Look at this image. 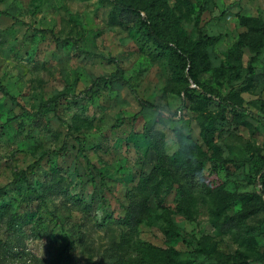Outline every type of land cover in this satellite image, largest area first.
Listing matches in <instances>:
<instances>
[{
  "label": "rangeland",
  "instance_id": "1",
  "mask_svg": "<svg viewBox=\"0 0 264 264\" xmlns=\"http://www.w3.org/2000/svg\"><path fill=\"white\" fill-rule=\"evenodd\" d=\"M167 4L163 24L175 32L178 61L159 54L136 18L113 20L108 1H1L17 18L0 20V83L30 112L0 91V187L27 169V178L0 193V264H131L141 240L175 247L185 261L204 260L195 252L202 247L212 264H264V206L242 220L235 217L240 200L215 210L243 192L264 198L257 171L264 121L237 122L218 99L235 86L243 105L264 115V48L250 83L254 51L238 46L255 23L242 17L264 20V0ZM211 36L217 40L204 38ZM72 37L79 43L57 40ZM109 56L142 97L161 107L159 118L121 81L85 91L116 69ZM192 83L207 96L187 92ZM64 93L57 108L35 113ZM179 139L189 149L191 172L170 160ZM160 154L172 174L158 196L145 198L138 185ZM132 206L135 225L123 221ZM167 217L176 225L172 237Z\"/></svg>",
  "mask_w": 264,
  "mask_h": 264
},
{
  "label": "trees",
  "instance_id": "2",
  "mask_svg": "<svg viewBox=\"0 0 264 264\" xmlns=\"http://www.w3.org/2000/svg\"><path fill=\"white\" fill-rule=\"evenodd\" d=\"M1 1L0 0V20L3 15H12L9 11L1 8ZM108 1L113 4V20H127L130 18H136L139 27L142 29L143 33H145L153 43L158 46L159 54L168 55L170 59L174 61H178L179 53L176 49L177 46H174V38L175 32L173 30L168 29L163 24V20L166 14V8H168L167 0H104ZM183 1V0H181ZM207 8V3L201 7L200 11L203 12ZM144 10L148 14V16H144L140 12ZM16 19L17 17L14 16ZM245 20H252L255 23L250 26L248 31H244L240 34L238 39V46L247 44L249 47L254 51V54L251 56L249 63H248V73H247V80L251 83V75L254 72V65L253 63L259 57L264 48V20L260 17H242V21ZM197 23L200 22V15L197 16L196 19ZM40 32H45L47 29L41 28L36 29ZM205 40L215 41L217 40V36L211 37H204ZM59 41L68 42L73 40L75 43H79L80 39L77 38H66V39H57ZM108 59L110 61H114L117 63L116 69L111 72L109 75H100L96 79L92 81L90 87L86 88L85 91H89L93 89L95 86L99 85L102 81L105 83L112 82V81H121L124 83L133 95L138 100L141 108H151L157 110L159 112L158 118L161 116L162 111L161 107L154 103L151 100H148L142 97L136 86L126 77L124 67L115 59V57L109 56ZM187 92L195 93L197 95L207 96V92L202 89H198L197 87L187 86L185 88ZM0 91L12 100L14 103L20 105L23 109V112H30L19 100L18 98L11 93L8 86L6 84L0 83ZM68 96V93L60 94L55 97L50 98L46 102L40 104V107L37 112L41 113L47 108H57L59 101L62 97ZM218 99L220 103L229 109L233 113V117L237 122L244 123L247 121L248 116H252L259 121H264V115H260L243 105L241 95L237 91V88L233 86L228 94L222 95L218 94ZM136 113L134 118L137 117ZM21 115L17 114L11 117H8L6 122H11L16 120ZM72 128V126H70ZM79 141V152L84 157L87 158L88 162L91 163L89 157L84 153V146L83 141L80 137H76ZM180 147L177 151H175L171 156L170 160L174 163L178 164V169L185 168L187 172H191V167L188 164L190 155L189 149L187 148L183 139H179ZM67 141L64 142L62 148L66 149ZM258 171V179L260 182H264V160L263 163L257 167ZM171 169L166 166V161L160 154L158 162L154 165L152 170L142 177L139 185L138 190L141 194H144L145 198H148L152 195H159L161 185L163 181L170 176ZM22 177L27 178V169H22L21 171L17 172L16 176L13 180H11L8 184L3 185L0 187V193L5 192L8 185L16 183ZM139 194V193H138ZM240 200L242 203V207L236 212L235 217L238 220L246 219L247 217L255 214L260 208L264 206V198L259 196L255 192H243L238 194L236 197L226 200L223 205H217L215 210L219 211L220 209L226 207L228 204L236 202ZM181 210L185 212H189L190 208L186 202H182L180 205ZM137 208L132 206L130 207L125 216L123 217V221L129 225H135L140 222L139 217H137L136 212ZM165 231L170 237L177 235L176 234V225L174 221L167 217V222L165 226ZM140 247V255L134 258L131 264H212L211 258L212 254L209 253L204 248H199L195 252L197 255L202 256L204 260L198 261L196 258L191 260H182L178 258L179 251L175 247H163L160 245H156L153 243H147L146 241H139ZM224 264V263H222Z\"/></svg>",
  "mask_w": 264,
  "mask_h": 264
}]
</instances>
